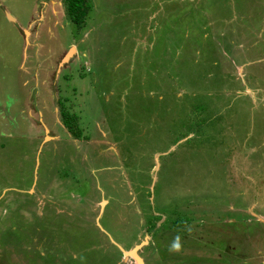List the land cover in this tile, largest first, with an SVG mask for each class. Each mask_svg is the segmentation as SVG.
Returning a JSON list of instances; mask_svg holds the SVG:
<instances>
[{
  "label": "rangeland",
  "instance_id": "374dc122",
  "mask_svg": "<svg viewBox=\"0 0 264 264\" xmlns=\"http://www.w3.org/2000/svg\"><path fill=\"white\" fill-rule=\"evenodd\" d=\"M142 243L264 264V0H91L83 27L66 0H0V264Z\"/></svg>",
  "mask_w": 264,
  "mask_h": 264
},
{
  "label": "trees",
  "instance_id": "16d2710c",
  "mask_svg": "<svg viewBox=\"0 0 264 264\" xmlns=\"http://www.w3.org/2000/svg\"><path fill=\"white\" fill-rule=\"evenodd\" d=\"M68 14L70 19L78 26L83 27L86 24V19L91 9V0H66ZM62 116L64 117V123L71 130L75 136H80L82 131L78 125V115L72 114L67 108H63ZM185 220V219H184ZM176 224L181 225V220H175Z\"/></svg>",
  "mask_w": 264,
  "mask_h": 264
},
{
  "label": "clouds",
  "instance_id": "9594fccd",
  "mask_svg": "<svg viewBox=\"0 0 264 264\" xmlns=\"http://www.w3.org/2000/svg\"><path fill=\"white\" fill-rule=\"evenodd\" d=\"M187 230L191 232V228H188ZM181 248H182L181 237L177 235L173 238V241L171 242L168 250L170 252H179L181 251Z\"/></svg>",
  "mask_w": 264,
  "mask_h": 264
},
{
  "label": "water",
  "instance_id": "95a60500",
  "mask_svg": "<svg viewBox=\"0 0 264 264\" xmlns=\"http://www.w3.org/2000/svg\"><path fill=\"white\" fill-rule=\"evenodd\" d=\"M144 243L137 245L135 248L132 250L125 252L126 255H131L136 258L138 264H145L144 260L138 255L139 249L142 247Z\"/></svg>",
  "mask_w": 264,
  "mask_h": 264
}]
</instances>
